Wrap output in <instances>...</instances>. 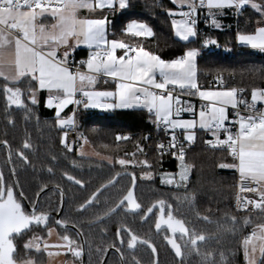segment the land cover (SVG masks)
I'll list each match as a JSON object with an SVG mask.
<instances>
[{"label": "snow or ice", "instance_id": "1", "mask_svg": "<svg viewBox=\"0 0 264 264\" xmlns=\"http://www.w3.org/2000/svg\"><path fill=\"white\" fill-rule=\"evenodd\" d=\"M170 3L179 11L169 9L167 15L171 18L175 36L183 42L198 38L201 16L206 27L222 29L220 17L226 15V11L242 15L246 8H251L260 16L257 27L251 33L238 30L236 40L242 46L264 53V0H170ZM131 7V0H0V79L4 81L0 88L6 110L14 106L23 110L28 119L33 112L32 106L38 104L37 91H45V107L54 109L56 125L62 130L76 127L74 115L80 108L145 110L155 128L168 137L166 142L160 141L155 145L159 157L168 155L177 162V172L161 173L160 183L176 188L186 186L192 168L186 163L184 142L188 145L194 143L196 130L199 129L211 137L205 140V144L226 151L231 158L230 163L223 162L218 167L238 174L236 209L247 212L252 206L264 213V87H253L250 101L244 95L245 88L226 87L222 77H217L218 87H203L198 81L197 58L201 54L200 49L189 47L176 58L163 59L146 50L144 39L153 37L155 33L147 22L141 20L131 19L122 34L143 39L132 43L115 38V34L110 33L109 15ZM82 10L98 15L95 18L81 17ZM213 45L218 46V41L212 38L202 42V47ZM81 46L88 49V55L86 59L76 62L73 53ZM118 51L121 54L118 55ZM10 53L13 55L11 60ZM22 83L27 85L23 91ZM101 83L112 84L114 88L99 90L97 86ZM26 95L28 103L24 99ZM193 98L200 101L199 107L193 103ZM69 106H73V116H62ZM229 109L232 110L231 115ZM185 114L188 118H185ZM12 123L9 119V124ZM67 136L68 132L64 131L61 144L72 152ZM116 139L127 141L130 137L117 136ZM144 139L150 140V136ZM0 143L7 149L6 163L12 164V148L6 140ZM30 147L26 141L22 150L16 151V156L25 164L29 161L24 150ZM137 151L145 156L139 164L149 170L140 179H151L153 165L147 160L145 147L138 143ZM131 156L136 158L137 153H131ZM115 163L122 169L135 166L132 159L120 158ZM48 172L52 173L53 169L49 167ZM129 175L131 186L126 194L114 206L108 207L102 216L98 215L97 221L116 214L125 202L127 211H141V204L134 195L137 177L134 172ZM64 178L85 189V183L76 176L66 172ZM115 183V178L109 179L80 204L77 211L83 213L99 204L103 190ZM45 187L42 186L40 191L43 192ZM57 191L62 210L63 189L57 186ZM183 200L191 205L195 197H184ZM156 208L159 213L155 229L159 233L162 226L167 228L169 234L164 239L175 256L180 258L178 264H184L185 259L193 253L201 255L198 244L206 237L187 226L184 219L174 216L172 205L165 199L160 198L147 207L142 219L147 220ZM52 210L51 204L41 199L39 193L35 198L25 193L15 167L10 168L9 174L0 167V264H39L37 260L21 258L18 253L16 241L29 233L31 237L23 245L26 250L34 249L36 253H42L49 248H58L65 249L73 257L82 256L83 245L75 238L82 237V233L77 230L75 237L68 234L70 224L76 227L70 217L54 220L56 225L65 229V233L58 236L60 242L57 244H49L37 231L43 226L47 235H52ZM203 219L207 220L208 217ZM230 219L233 229H236L237 217ZM249 225H254L251 234L242 239L245 264H264V219L254 222L245 217L237 230L243 231ZM233 235H236V231H233ZM115 236L118 244L114 242L107 248L97 249L101 256L114 249L119 254L120 264H126L125 244L129 250H135L137 245H147L151 249L153 264H158L157 248L149 239L141 238L123 225ZM255 241H259V244ZM257 247L259 259L255 255ZM48 255L53 253L48 252ZM235 255L233 252V257ZM136 264L140 262L136 261ZM201 264H217V261L214 256L204 254ZM220 264H234V261L221 253Z\"/></svg>", "mask_w": 264, "mask_h": 264}, {"label": "trees", "instance_id": "2", "mask_svg": "<svg viewBox=\"0 0 264 264\" xmlns=\"http://www.w3.org/2000/svg\"><path fill=\"white\" fill-rule=\"evenodd\" d=\"M132 7L124 12H117L113 15L110 24V33L115 34V38H122L135 43L143 38H130L122 34L125 24L131 19H137L147 22L154 31V36L144 39L146 50L152 51L161 58L171 60L183 54L189 47L199 48L200 56L197 58L198 80L203 87H207L210 80L222 77L225 79L226 87H242L246 89L244 93L247 99H250V92L253 87H264V53L239 47L236 43L238 30L245 33H251L257 22L260 20L258 13L251 8H246L242 15H236L233 11H226V15L220 17L223 25L222 29H214L204 26V18L201 16L198 24L200 35L194 41L183 42L175 37L171 27V18L167 15V10H175V6L170 0H131ZM162 5L163 7H161ZM206 38H212L218 41V46L202 47V42ZM77 56L85 57L86 51H78ZM2 85V83H0ZM27 85L21 84L24 90ZM0 97V141H8L12 150H21L26 142L24 131L21 127H11L6 124L4 109L2 108ZM35 107V106H32ZM39 110L42 121L49 128V144L51 150H45L55 156L58 164H51L55 171V176L46 181L37 178V174L32 171L36 162L34 156L30 158L31 165L23 170L18 167V159L14 158V167L16 169L19 184L29 197L35 198L40 192L42 186L49 184H59L60 175L69 173L81 179L85 183V189L72 187L66 189L67 202L63 217H70L76 223L88 242L87 264H98L101 253L95 249H101L111 244L115 240L116 231L121 226L129 227L135 233L148 235L154 242L159 251V264H176L173 257L166 252H162V245L158 237H154V228L157 214L150 216L145 226H139L140 215L134 218V221L124 213L118 210L116 214L106 217L102 221H97L98 215H103L106 209L114 206L119 199L126 194L131 186L130 173L134 172L137 181L134 195L139 203L147 209L158 199L163 198L172 205L173 214L177 218L184 219L187 226L203 234L206 240L199 242L201 255L193 253L185 259L184 264H201L204 254L214 256L217 264H220V255L223 253L225 258L234 261V264H245L243 257L242 239L251 234L254 225H249L243 231H238L245 217L254 222L264 219V213L257 209L256 211L237 213L231 209L230 204L234 198L237 175L233 170L221 169L220 163L231 162L226 151L213 149L205 140L211 137L201 130L197 132V137L186 151V163L192 165L191 176L186 187L181 189L164 186L160 183L158 175L164 172H177V162L170 156L159 157L155 145L161 138V134L156 132L154 125L150 122L149 116L145 110L125 109L114 110L112 112H100L95 110L78 109L77 135L85 137L95 147L100 156L109 158L112 164L100 162L94 158L80 157L78 154L79 145H73V151L68 152L61 144L64 130L60 129L52 115V110L36 107ZM27 140L37 144L38 137L28 129ZM30 136V138H29ZM117 136L130 137L127 141H118ZM145 136H150V140H145ZM145 147L147 160L153 165L150 170L154 178L140 179V165L130 166L122 169L115 163L117 159L125 158L134 161L145 159L137 151V144ZM131 153H137L133 158ZM63 155V156H62ZM1 167L6 174H9V164L3 153ZM40 156V155H38ZM65 156V157H64ZM64 157V159H61ZM66 162L81 164L79 171L66 165ZM101 167V171L90 170L93 165ZM147 171H149L147 169ZM119 177L114 186L103 190L100 196V203L90 208L86 212H78L77 208L84 203L96 189L115 175ZM40 183L41 185H38ZM195 197L190 205L184 201V197ZM51 204L52 212L59 210L60 199L54 192L46 194L43 198ZM237 217L238 224L233 229L230 217ZM62 217V218H63ZM203 217H208L207 220ZM98 227L104 229L109 238L99 237L95 233ZM229 229H232L230 231ZM236 231V235H233ZM46 236V233H43ZM26 238L16 241L18 253L21 258L33 256V252L24 249ZM233 252L236 255L233 257ZM143 264H153V256L149 253L147 259H143Z\"/></svg>", "mask_w": 264, "mask_h": 264}, {"label": "flooded vegetation", "instance_id": "3", "mask_svg": "<svg viewBox=\"0 0 264 264\" xmlns=\"http://www.w3.org/2000/svg\"><path fill=\"white\" fill-rule=\"evenodd\" d=\"M22 91H23V89H22ZM0 97L2 98L1 99V103H2V108L4 109V112H5L4 115L6 117V124L11 126V127H16V126L18 128L21 127V129L24 131V135L26 137L25 141H27V142H29L27 140V137H28V132L27 131H28V129L31 130L33 133H35V135L38 137L37 144L34 143V142H29L30 145H31L30 149L24 150L25 153H26V156H27V159H28L29 163L25 164L23 161H21L19 159V157L16 156V151L15 150H13V158L12 159H14V158L18 159V163H17L18 167L23 170L24 168H29L30 167V165H31V161H30L31 159L30 158H32L34 156L36 162L34 163V167H32V171H34L37 174V178L38 179H42V180L47 182V179H52L55 176V174H56L54 170H53L52 173H49L48 172V168L51 167L53 169L51 164H54V163L58 164V162H59L57 159H54L55 156H53V155L49 154L47 151H45V150H51L52 151L51 148H45L47 146L51 147V144H49V140H48V138H50V133H49V128L47 127V124H45L42 121V118L40 116L39 110L36 107H33V112L30 114L29 118L26 119L25 118V113H24L23 110H18L14 106H13V108L6 110V102H5L4 97H3L2 88L0 89ZM24 99H25V102L28 103L27 95L24 97ZM9 119H11L13 121L12 124H9ZM29 138H30V136H29ZM3 153H5L6 159H8L7 150L4 147H1L0 148V167H1V162H2V159H3V156H1V155H3ZM38 155H40V156H38ZM79 156L83 157L81 155H79ZM64 157H62L61 159H64ZM84 158H86V157H84ZM74 164H75V166H73ZM66 165L71 166L76 171L77 170L79 171V169L81 168V164L77 165L76 163L66 162ZM9 167L10 168L14 167V162L12 164H9ZM92 169L97 170V171H101L102 170L101 167H98L96 165H93L90 170H92ZM117 176L119 177V174L115 175L113 178H116ZM60 178H61V180H59V182H58L59 184H55V185L49 184V185H47L45 187V189H49V190L47 192H45L41 196V199H43L44 196L46 194L50 193V192H54L56 195L59 196V199H60L59 192L56 190L57 186H59L61 189H63V193H64V197H65V206H64V209L61 212L60 205H59V210L57 211V212H60V214H61L60 218H62L63 214L65 212L66 202H67L66 189L70 190V188H72V187H78V188H80V187L78 185H75V184L71 183V182H68L64 178V173L60 175ZM47 183H49V182H47ZM38 185H41V184L38 183ZM40 194H41V191L39 192V195ZM136 200H137V198H136ZM137 202L139 203L138 200H137ZM60 204H61V199H60ZM126 204L127 203H125L124 206H121V209H118V210L123 211L124 213H126L131 218L132 221H134V218L136 216L140 215L139 226H145L144 224H146V222L148 221L150 216L159 213V209L156 208V209L153 210V213L149 214L147 220H144V219H142V213L144 211H146V209L142 205H141V211L140 212L133 213V212L127 211ZM165 211L167 212V208L165 209ZM57 212H52L51 213L52 219L50 220V226L52 228H56V229L58 228L59 232L61 234H64L65 233V229H63L60 226L56 225L55 222H54V220L57 219V216H58ZM76 228L79 230V232L82 233V238H83L84 243H85V262L87 264L88 242H87L86 236L83 234V232L78 227H76ZM119 229H121V228H119ZM37 231L39 232V234H43V233L47 234V230L43 226H41L40 229H37ZM132 231L135 233L134 230H132ZM95 233L97 235L99 234V237H106V238L110 237L108 235V233L104 229H102L100 227L95 229ZM68 234L73 235L75 237V232L73 230L69 229ZM136 234L138 236H140L141 238L149 239V236L146 235V234H144V235L141 234L140 235L139 232H137ZM154 234H155L154 237L155 238L158 237V241L162 245V252L164 253V255L166 256V252H168L170 254V256L173 257V259L175 260V263L178 264L180 258H177L175 256V253L172 251L171 247L169 245H167V242L164 239V236L169 234L167 228L165 226H162V229H161V231L159 233L154 228ZM177 235H179V234H177ZM30 237H31V233H29V235H27V236H25L23 238H26L25 240H28V239H30ZM75 238L77 239V241L79 243H81V238L80 237H75ZM114 242L118 244V241H117L116 237H115ZM150 242L154 244L153 241L150 240ZM107 246H105L104 248H107ZM154 246L157 248V246L155 244H154ZM198 246H199V244H198ZM95 250H97V249H95ZM123 250H124V253H125L126 264H136V261H139L140 264H143V259H147L149 253L151 254V249H149L147 247V245H137V248L135 250H129V249H127L126 244H125L123 246ZM118 257H119L118 253H116L112 249H109L107 251V253L104 256H102V258H100L98 264H103L104 261H105L104 264H120V260H119ZM82 258H83V254L81 256V261H82ZM156 260L158 261V264H159V262H160L159 260L160 259H159V251H158V249H157Z\"/></svg>", "mask_w": 264, "mask_h": 264}, {"label": "crops", "instance_id": "4", "mask_svg": "<svg viewBox=\"0 0 264 264\" xmlns=\"http://www.w3.org/2000/svg\"><path fill=\"white\" fill-rule=\"evenodd\" d=\"M174 11H179V9L175 6V10ZM97 15H98V13H91L90 14L87 11H84V10L81 11V17L95 18ZM113 15L114 14L109 15V19L110 20L112 19ZM176 18L178 19L179 17H176ZM110 38H111V36H110ZM117 39H122V38H117ZM236 43H237V40H236ZM237 45L239 47H242V48H249L247 46H242V45H240L238 43H237ZM78 51H86L87 55H88V49L86 47L81 46L73 54H77ZM117 54L119 55L121 53L118 51ZM87 55L84 57V59L87 58ZM9 59L10 60L13 59V55L11 53L9 54ZM0 83L3 84L4 81L2 79H0ZM33 85H35V82H33ZM97 87H98L99 90H105V89L112 90L114 88V85H112V84L104 85L103 83H101ZM46 95H47V93L45 91H37L36 98H37L38 104L35 105V107L41 106L43 108H46L45 107ZM197 107H199V106L197 105ZM81 109H83V108H81ZM117 109H119V108H117ZM117 109L103 110V109H92V108H90V109H87V110H95V111H100V112H112V111L117 110ZM119 110H125V109H119ZM52 115L54 117V109L52 110ZM62 116L72 117L73 116V106H69V108L65 109L64 113H62ZM74 119H75V121L77 123L76 115H74ZM67 130L65 129L64 131H67ZM236 175L238 176L237 173H236ZM44 239H46L49 244H57V243L60 242V241L59 242H54V240L52 238H48V235L44 236ZM49 239H50V241H49ZM41 247L43 248V245H41ZM31 252H33L34 254H33L32 257H29V258L39 261V264H67L66 261H64V263H62V261H61L62 260L61 257L64 254L63 253V249L49 248L47 251H43L42 253H36L35 250L33 249V250H31ZM48 252L53 253V255L49 256ZM55 253H59V254L56 255ZM29 258H25V259H29Z\"/></svg>", "mask_w": 264, "mask_h": 264}, {"label": "rangeland", "instance_id": "5", "mask_svg": "<svg viewBox=\"0 0 264 264\" xmlns=\"http://www.w3.org/2000/svg\"><path fill=\"white\" fill-rule=\"evenodd\" d=\"M207 88H209V87H207ZM185 118H188L187 114H185ZM71 129H68V130L66 129V130H67V132H69V130H71ZM198 131H199V129L196 130V132H198ZM63 134H62V137H63ZM79 138H80V144H78L79 147L77 149L79 155H81L83 157L94 158V159H96L97 161H100V162H107L109 164H112L113 163V161L111 159L106 158V157H103V156H100L97 153L95 147L91 144V142L88 139H86L85 137H79ZM67 141L71 145V147H73V144L68 140V138H67ZM85 141H87V142H85ZM134 165L135 166L140 165V167H141L140 168V171H139L140 177L144 174L145 171H147V169H145L143 165L139 164V161H134ZM130 166H132V165H130ZM130 166H128V167H130ZM164 173H168V172H164ZM171 173H176V172H171ZM160 176H161V174L158 175V178L159 179H160ZM190 176H191V172H190L189 178H190ZM152 178H154L153 173H152ZM189 178H188V181H189ZM147 180H149V179H147ZM188 181H187V183H188ZM164 186L171 187V188H176L175 186H168V185H164ZM181 188H184V187H181ZM181 188H176V189H181ZM256 210L257 209H254L253 211H256ZM53 229H54V231H53L52 235L51 236H48V238H52L54 240V242H59L58 236L61 235V233L59 232L58 228L57 229L56 228H53ZM40 235L44 237L43 234H40ZM49 241H50V239H49ZM255 243L258 245L259 244V241H255ZM63 253L64 254L61 257L62 263H64V261H66L67 264H82L81 259H77L76 257H73L72 254L69 253V252H67L65 249H63ZM255 255H256L257 259H259V250H258V247H257V252H256Z\"/></svg>", "mask_w": 264, "mask_h": 264}, {"label": "built area", "instance_id": "6", "mask_svg": "<svg viewBox=\"0 0 264 264\" xmlns=\"http://www.w3.org/2000/svg\"><path fill=\"white\" fill-rule=\"evenodd\" d=\"M203 22H204V26H205V20H203ZM73 58H74V61H76V62H78V61H80L81 59H84L83 57H80V56H77L76 54H73ZM224 79V78H223ZM224 81H225V79H224ZM200 83V82H199ZM200 85H202L201 83H200ZM219 85H218V81H217V78L216 79H213V80H210L208 83H207V87H209V88H213V87H218ZM225 86H226V82H225ZM249 101H250V99H249ZM193 103H195L196 105H198L199 106V104H200V101L198 100V99H195V98H193ZM258 107H261V106H258ZM231 109H229V114L231 115ZM76 113H77V110L75 111V115H76ZM77 127H78V125H77V123H76V127L75 128H72L71 130H69V132H68V136H67V138H68V140L73 144V145H78V144H80V138L78 137V135H77ZM154 129H155V131L156 132H159L160 134H161V138L158 140V142H160V141H167V139H168V137L167 136H165V134L162 132V131H158L156 128H155V126H154ZM181 139H182V137H181ZM185 143V148H186V151H187V149L189 148V146L190 145H188L187 144V142H184ZM237 190H238V176H237V179H236V185H235V194H234V198H233V200H232V202H231V204H230V207H231V209H233L235 212H237V213H246V212H244V211H238L237 209H236V207H235V195H236V192H237ZM245 195H247V196H252V194H248V193H246ZM252 198H254V199H258V197H255V196H252ZM255 208H253L252 206H249V209H248V211L247 212H251V211H253ZM77 259H81V257H79V258H77Z\"/></svg>", "mask_w": 264, "mask_h": 264}, {"label": "water", "instance_id": "7", "mask_svg": "<svg viewBox=\"0 0 264 264\" xmlns=\"http://www.w3.org/2000/svg\"><path fill=\"white\" fill-rule=\"evenodd\" d=\"M1 89V88H0ZM1 147H4L3 146V144L1 143L0 144V148ZM7 150V149H6ZM116 179V181H117V179H118V176L115 178ZM49 189H45L43 192H41V194L39 195V197L41 198V196L45 193V192H47ZM57 190V189H56ZM63 208H62V210L64 209V206H65V197H63ZM125 203H127V202H125ZM62 210H61V212H62ZM61 217V214L59 215V216H57V219L58 218H60ZM59 226V225H58ZM69 229L70 230H73L75 233L77 232V228L75 227V228H73L71 225H69ZM81 238V244L83 245V258H82V264H86V262H85V243H84V240H83V238L82 237H80ZM113 251H115L114 249H112ZM119 255V254H118ZM105 263V261L103 262V264Z\"/></svg>", "mask_w": 264, "mask_h": 264}]
</instances>
